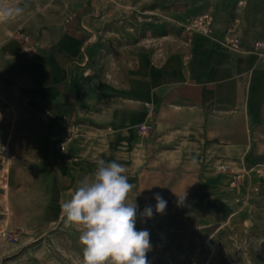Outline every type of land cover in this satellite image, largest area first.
<instances>
[{"label":"crops","instance_id":"1","mask_svg":"<svg viewBox=\"0 0 264 264\" xmlns=\"http://www.w3.org/2000/svg\"><path fill=\"white\" fill-rule=\"evenodd\" d=\"M217 40L193 34L162 55L120 49L96 65L93 43L72 33L34 54L9 38L0 44V106L23 103L17 118L37 120L50 147L70 138L58 165L76 183L104 159L123 164L130 194L150 200H191L194 184L264 189V63L249 46Z\"/></svg>","mask_w":264,"mask_h":264},{"label":"rangeland","instance_id":"2","mask_svg":"<svg viewBox=\"0 0 264 264\" xmlns=\"http://www.w3.org/2000/svg\"><path fill=\"white\" fill-rule=\"evenodd\" d=\"M27 5L23 16L0 22V44L28 35L39 53L72 33L91 42L90 64L117 50L147 49L162 55L186 43L196 31L185 24L205 10L214 16L218 43L241 47L264 43V0H8ZM84 55V54H83ZM83 62H88L87 54ZM81 59V57H80ZM82 60V59H81ZM80 60V61H81ZM17 106H0V264H83L80 228L65 227L61 204L77 183L60 171L57 147L41 137L38 121L17 118ZM215 179V178H213ZM193 185V198L165 215L154 214L136 229L150 232V264H264V189L253 183ZM155 200L129 194V201Z\"/></svg>","mask_w":264,"mask_h":264},{"label":"clouds","instance_id":"3","mask_svg":"<svg viewBox=\"0 0 264 264\" xmlns=\"http://www.w3.org/2000/svg\"><path fill=\"white\" fill-rule=\"evenodd\" d=\"M26 7L0 0V22L15 21ZM191 163H197L195 156ZM134 188L123 164L98 159L94 170L77 182L71 197L61 204L65 227L80 228L83 264H150V232L136 229L138 214L142 222L154 214L165 215L168 201L153 193L155 205L139 211L136 199L129 201ZM186 196V192L177 195V207L183 206Z\"/></svg>","mask_w":264,"mask_h":264},{"label":"built area","instance_id":"4","mask_svg":"<svg viewBox=\"0 0 264 264\" xmlns=\"http://www.w3.org/2000/svg\"><path fill=\"white\" fill-rule=\"evenodd\" d=\"M213 22V13L210 10H205L195 18H193L191 21H189L187 24H185V28L189 31H196L201 34L209 35L212 32ZM20 36L26 44V49L32 50L34 46L30 43V37L23 34H20ZM230 47L235 51H241L244 49L241 47V43H239V41L236 39L231 40ZM248 49L250 52L254 53L260 61L264 63V43H255L253 45H250ZM146 105L149 106V104ZM149 114H153L152 109L149 110ZM69 140L70 138L66 141H61L58 143V149L61 152L67 153ZM7 234L8 230L0 225V237H4Z\"/></svg>","mask_w":264,"mask_h":264}]
</instances>
